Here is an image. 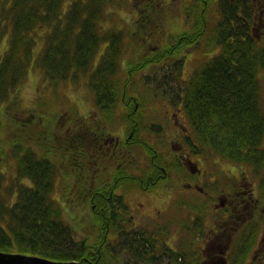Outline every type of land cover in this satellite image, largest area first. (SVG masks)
Masks as SVG:
<instances>
[{
	"label": "trees",
	"instance_id": "trees-1",
	"mask_svg": "<svg viewBox=\"0 0 264 264\" xmlns=\"http://www.w3.org/2000/svg\"><path fill=\"white\" fill-rule=\"evenodd\" d=\"M116 1L0 0V104L16 98L19 85L28 71L37 69L57 84L68 82L66 86L69 89L80 86L86 80L94 94L96 107L93 109L111 117L120 104V98L127 97L129 87L140 71L162 61L171 65L182 58L179 56L187 50V42L190 43V50L200 39L201 30H186L187 35L179 37L181 40L167 43L170 48H164L154 56L145 54L140 60L131 59L125 66V31L116 26L115 19L108 25L111 19L108 7L117 4ZM151 1L143 0L139 6L141 14L134 18L140 20L138 26L142 29L146 22L141 16L151 17V10L156 4L155 0ZM241 1L245 0L221 1L222 12L217 15L215 37L219 51L202 61L189 77L181 78L186 80L184 91L176 93V96L183 101L197 142L235 162L252 165L256 172H262L260 185L264 193V108L260 80V70L264 69V41L257 37L259 33L256 30L264 0H257V3L256 0H248L246 4H240ZM188 13L190 18L194 17L192 11ZM169 58L174 60L168 61ZM168 76L164 75V78ZM165 93L169 94L167 90ZM131 99H127L124 105H129ZM136 101L140 107V101ZM139 107L124 110L125 114L129 111L130 126L136 132H142L144 128L145 112L135 115ZM76 109L78 116L75 117L79 125L87 124L86 114ZM92 118L94 121L102 120L95 113ZM101 126L102 129L90 124L83 126L86 130L84 135L91 134L95 140L100 139L107 131L106 126ZM85 136L80 138V144L89 145L86 151L90 156L95 154L97 157L94 144L90 146L93 139L88 142ZM137 141L143 142L136 140L130 143ZM72 145L78 146L76 139ZM82 150L77 157L79 153L86 155L85 148ZM20 151L17 178L23 181L14 180L10 191L0 192V251L22 252L55 260H81L85 264H132L118 259V252L124 249L122 246L102 244L108 250V256L103 253L100 256V249L95 243L77 238V234L82 232L75 230L65 218L60 200L51 197V189L59 173L73 174L76 176L74 181L78 182L80 174L90 175L91 172H85L82 163L77 160L75 169L68 170L44 154L38 155L34 151V155L30 156V150L22 147ZM117 152V148H113L107 159L110 168L115 170L114 175L120 178L119 185L129 182L132 186L149 187L152 183L150 174L158 176L165 173L152 165L147 171L138 170V166L133 169L131 162L135 160L130 157L126 163L121 154L117 156ZM154 156L158 155L153 149ZM165 169L169 175V168ZM25 178H29L28 181ZM99 190L109 193L111 187L103 186ZM85 197L97 210L94 217H100L102 227L106 224L104 228L109 234L113 227L117 232V225L122 226L125 218L134 219L133 215H128V207H124L122 198L115 193L107 198L93 190L92 195ZM120 207L124 212H120ZM108 208L111 212L106 211ZM199 221L202 222L200 218ZM157 228L147 236L142 229L132 230L133 241L145 240L138 244L143 251L141 254L134 249L132 255L135 258L145 262L163 258L166 244L158 236L167 230L162 224ZM126 248L130 251L132 247L128 245ZM169 262L183 264L174 260Z\"/></svg>",
	"mask_w": 264,
	"mask_h": 264
},
{
	"label": "rangeland",
	"instance_id": "rangeland-1",
	"mask_svg": "<svg viewBox=\"0 0 264 264\" xmlns=\"http://www.w3.org/2000/svg\"><path fill=\"white\" fill-rule=\"evenodd\" d=\"M208 1L206 3L205 0H155L156 4L150 13L152 16L149 18L141 16V19H145L144 21L146 22L144 23V29L138 26V21L140 20L136 21L134 19L141 14L139 6L143 3V0H117V4L108 7V12L111 14L108 25H111L113 19H115L114 23L116 26L125 31V50L123 53L125 66L128 65L127 61L131 59L140 60L145 54L154 56L155 53H159L162 49L170 48L167 43L172 40L173 43H176L179 37L187 35L186 30L196 29L202 31L199 41L192 45L190 50V43H186L187 54L184 55V51L179 56L183 59L178 58L171 65L162 61L161 64L149 65L145 70L140 71L133 79L127 97L125 99L123 97L120 98V104L111 117L93 109L96 107L94 94L86 80H83L80 86L69 89L66 86L68 82L63 81L57 84L47 79L43 72L37 69H30L19 85L16 98L0 104V192L10 191L13 181L18 180L17 176L20 168L18 153L22 152L20 147L28 148L30 156L34 155V151L38 155L44 154L48 158H52L51 160L55 164L58 166L62 165L68 170L75 169L74 166L77 160L82 163V169L85 172H91L90 179L92 182H96L102 178V173L98 171L99 168L105 167V165L108 167V171L104 172L105 175L114 174L115 172L114 169H110L107 159L108 156H111L112 146H118L124 153L129 150V154L126 157H131L135 160L131 162L133 169L138 166V170L142 171L149 166L152 160L153 148L151 144L165 154H174L188 141L199 144L183 108V101L180 96H176V93L184 91L186 80L181 81L182 77H189L202 61L209 59L219 51L215 37L218 31L217 15L222 12V0H219V4L218 0H215L212 5L211 2L213 0ZM247 1H241V3L246 4ZM153 2L154 0L150 3ZM189 10L192 11L194 17H189ZM199 16L200 18L198 19ZM261 16L256 30L259 33L257 37L264 41V9L261 12ZM3 47H5V44ZM177 52L179 53L180 50ZM172 60L174 59H168V61ZM263 70H260V80L261 99L264 108ZM164 75L169 76L164 78ZM166 79L168 80L166 81ZM166 83L172 84V87H168ZM166 90L169 94L165 93ZM130 97L132 98L130 100L131 103L125 106V102ZM136 100L140 101V107ZM134 107H139L138 112L135 113L136 116L145 112L143 115L144 121H142L144 128L142 132H136L131 136L132 127L128 117L130 114L129 111L126 112L128 115L125 114L124 110L126 108L128 110H130L129 108L134 109ZM76 108L80 109V112L88 117L85 125L90 124L101 129V125L106 126L108 132L105 131V136L97 140H95V137L92 138L91 134L85 136L86 130L83 128L85 125L82 126L83 123L79 125L76 120L77 117H75L78 116ZM94 113L103 121L92 120V114ZM72 116L75 118L71 119ZM185 126L189 128V136L181 131ZM178 128L180 132L176 136L174 132ZM83 136L87 138L88 142L90 141L89 139H93L90 146H92V143L94 144L97 157L95 154L90 156L89 151H86L89 145L82 146L80 144V138L84 139ZM139 137L143 138L145 142L130 143L138 140ZM74 139L77 140V147L72 145ZM105 142H109V144L106 146ZM102 143L104 145H101ZM262 144L264 146V139ZM84 148L86 155L83 156L79 153L77 157V153L79 151L82 152ZM219 156L222 155L208 151L205 160L208 168L217 177L218 181L216 183H219V185L223 184L225 180L232 182L237 170L242 176V170L245 169H247L251 177H257V180H262V172L257 171L258 174H256L251 166L247 165L245 167L244 165L236 164L231 159L224 158V156H222L223 158H218ZM214 159L221 160L222 165L220 166ZM221 169L225 178H221L217 174V172L220 173ZM172 170L173 173L174 169ZM81 176L83 177V174ZM55 179L56 184L51 189V197L60 200V203L63 204L65 218L68 219V222L73 225L75 230L82 232L77 234V238H85L90 243H95L98 246L97 249H100L98 250L99 255L101 256L103 253L104 256H108V250L103 247L104 244H107L110 235L107 229L104 228L107 225L105 224L102 227L103 224L100 222V217H94V214L97 215V210L87 201L88 197H85L87 194L84 192L82 184L74 181L76 176L73 174L59 173ZM18 181L21 182L23 179L19 178ZM133 189L125 190V196L134 208L137 219L138 215H142L144 222H148L151 221V216H156V225L160 222L165 227L168 226L171 232L173 228H176L178 232L175 234L173 231L172 236H177L176 239L179 240L181 246L183 240L188 243L189 231L191 230L186 226L192 224L188 205L184 204V207L179 208L175 200L172 201V204L170 199L173 197L169 195L158 192L148 194L147 192ZM181 190L184 189L180 188L177 193H174V197L183 198L181 196L183 191L180 192ZM187 193L189 198H192L193 192ZM162 198L167 199L168 203H161L160 199ZM160 209L163 212H167L160 215L158 214ZM108 210L111 212L110 208L106 209V211ZM124 222H132V220L128 219ZM153 229L157 231L155 226ZM121 242L123 244L117 245L119 248L120 246L124 247L117 254L121 262L158 264V259L145 262L144 259L135 258L132 255L126 248L131 242L135 243L137 248L131 247L137 251V254H141L143 251L140 250L141 245L138 246L139 241H133L131 233L125 234ZM188 249L189 247L184 250ZM0 252L10 255L21 254L51 259L22 252Z\"/></svg>",
	"mask_w": 264,
	"mask_h": 264
},
{
	"label": "flooded vegetation",
	"instance_id": "flooded-vegetation-1",
	"mask_svg": "<svg viewBox=\"0 0 264 264\" xmlns=\"http://www.w3.org/2000/svg\"><path fill=\"white\" fill-rule=\"evenodd\" d=\"M183 54L186 55L187 51ZM166 84L168 87H172V84ZM181 131L185 135H190L189 128L186 126ZM179 132L180 129L178 128L174 134L177 136ZM135 133L136 131L133 129L131 136ZM139 139L145 142L143 138ZM108 144L109 142H105L106 146ZM101 145H104V143ZM151 145L158 156L152 157L149 166L142 171H147L152 165L154 168L163 170L165 173H160L158 176H156L157 174H150L152 183L149 187L132 186L129 182L119 185V176L104 174V172L108 171L106 165L98 169L102 173V178L96 182H92L90 179L91 175L83 174V177L81 176L82 174L79 175L78 182L82 184L87 196L92 195L93 190H97V192H100L102 196H106L107 198L112 193H115L116 196L122 198L121 201L124 207H128V215L134 216L132 222H123L122 226L117 225V232H114L115 227L110 228V235L106 245L114 247L118 244H123L121 242L122 238L127 233L133 235L132 230L142 229L147 236L154 230V226L158 230L157 227L162 224L160 222L157 225L155 224L157 222L156 216H151L152 222H144L142 215H138L137 219V215L133 210L134 208L125 196V190L133 187L148 194L158 192L169 195L173 197L170 199L171 202L175 200L179 208L184 207V204L188 205L189 216L192 220L190 221L192 224L186 226L191 230L189 231L190 237H188V243L183 240L181 246L179 240L176 239L177 236H172L173 231L176 234L178 230L173 228L171 232L168 226L165 227L162 224L167 232L158 236V238L166 244V247L162 254L163 258L158 259V264H174L169 262L173 260L183 264H264V193L261 190V180H257V177H251L247 169H245L242 170V176L237 170V174L232 178V182L225 180L223 184L219 185V183H216L218 181L217 177L208 168V164L205 161L208 151L217 153L211 150V147L188 141L182 145L179 151H175L174 154H165L163 151H159L153 144ZM112 148H117V156L121 154L126 163L130 161L131 158L126 157L129 154V150L127 153H124L118 146H112ZM215 161L220 166L222 165L221 160ZM236 164H241L245 167L248 165L253 168L252 165L247 163L236 162ZM166 167L170 170L169 175L166 172ZM172 169H174L173 173ZM253 171L258 174L254 168ZM217 174L221 178L224 177L222 169ZM103 186L111 187V192H101L99 188ZM89 188L92 191H89ZM180 188L184 189L180 191H183L181 193L183 198L174 197V193H177ZM187 192H193L192 198H189ZM160 202L167 204L168 200L162 198ZM120 212H124L123 208ZM166 212L160 209L158 214L161 215ZM198 218L202 222H198ZM128 219L125 218V221ZM144 241V239H141L138 244H142ZM128 245L135 247L134 242ZM133 247L130 249L132 254L134 252ZM187 247L189 249L184 250Z\"/></svg>",
	"mask_w": 264,
	"mask_h": 264
},
{
	"label": "water",
	"instance_id": "water-1",
	"mask_svg": "<svg viewBox=\"0 0 264 264\" xmlns=\"http://www.w3.org/2000/svg\"><path fill=\"white\" fill-rule=\"evenodd\" d=\"M0 264H84L81 260L56 261L37 256L5 254L0 252Z\"/></svg>",
	"mask_w": 264,
	"mask_h": 264
}]
</instances>
